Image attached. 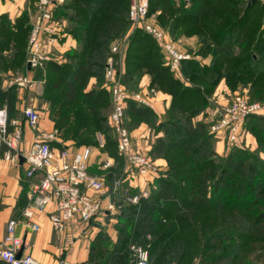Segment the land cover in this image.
I'll list each match as a JSON object with an SVG mask.
<instances>
[{"label": "trees", "instance_id": "16d2710c", "mask_svg": "<svg viewBox=\"0 0 264 264\" xmlns=\"http://www.w3.org/2000/svg\"><path fill=\"white\" fill-rule=\"evenodd\" d=\"M249 1L149 0V19L177 45L192 40L195 46L187 51L193 57L181 63L180 80L154 39L141 30L128 36L123 86L135 93L147 76L148 87L170 96V104L159 117L128 99L124 126L131 134L147 125L154 138L144 153L166 165L149 185L147 198L104 216L116 221L115 237L105 230L97 233L87 264H130L131 244L148 250V264L264 261V115L248 116L242 142L223 156L215 153L208 117L221 82L231 97L240 94L250 102H264V6L261 0L248 6ZM36 2L28 0V8L34 10ZM128 10L129 0H66L54 6V21L68 22L67 33L77 46L60 62L46 64L56 80L47 77L41 96L57 135L73 144L67 148L92 146L93 154L102 157L99 165L113 160L105 180L110 189L113 179L122 176L123 162L108 119L106 126L100 114L111 102L103 76L110 44L127 36ZM30 27L27 11L14 20L0 16V74L25 71ZM204 58L207 65L200 62ZM91 79L102 87L88 89ZM16 93L15 87L1 88L0 76V108L6 106L10 120ZM97 133L103 137L102 147ZM247 136L253 146H246ZM23 195L21 209L28 201Z\"/></svg>", "mask_w": 264, "mask_h": 264}, {"label": "built area", "instance_id": "2783aa9c", "mask_svg": "<svg viewBox=\"0 0 264 264\" xmlns=\"http://www.w3.org/2000/svg\"><path fill=\"white\" fill-rule=\"evenodd\" d=\"M63 3L64 0H37L26 47V66L29 71L13 79V84L18 88L27 91L35 88L38 82L29 72L41 68L51 59V48L62 29V25L54 21L52 8ZM148 11L149 0H129L130 29L124 39L110 44L105 64L104 81L111 95L108 122L116 139L117 152L124 163L123 174L113 179L111 189L105 184V177L114 164L111 159L99 165V169L107 174L99 177L91 173L89 168L94 148L85 146L73 150L53 145V142H57L56 130L37 131L32 145L22 151V128L9 119L6 108H0V160L18 166L22 158L24 178L30 181L28 201L19 217L8 220L0 241V261L4 264H39L30 255L21 253L17 257L19 251L31 246L18 229L38 232L40 226L34 220L39 215L47 214L52 230L61 235L70 222L89 226L98 218L118 213L124 207L137 205L142 198L148 197V187L159 175L160 168L134 145L131 134L124 126L126 101L147 102L139 94L132 95L127 91L116 65L123 61L127 38L135 30H141L154 39L170 71L174 73H178L183 61L192 58L190 53L181 50L165 31L149 19ZM150 93L155 92L151 89ZM22 114L26 124L36 131L40 120L38 111L26 107ZM250 115H264V102H250L247 97L235 94L226 104L210 111V132L221 138L228 147L238 145L245 135V119ZM9 126H12L11 132ZM97 140L102 147L104 140L100 134ZM67 243L71 244V241ZM129 251L132 264H148L146 248L131 244Z\"/></svg>", "mask_w": 264, "mask_h": 264}, {"label": "crops", "instance_id": "0c3cea01", "mask_svg": "<svg viewBox=\"0 0 264 264\" xmlns=\"http://www.w3.org/2000/svg\"><path fill=\"white\" fill-rule=\"evenodd\" d=\"M24 11H27L29 15V23L31 25L35 18V11L31 8H28V0H0V16L7 15L11 20H14L15 18H18ZM56 22L63 26V23L58 21ZM76 46L77 43L72 39L67 31L60 30L55 45L52 47V60H60L65 52L76 48ZM177 46L181 50L187 51V49H193L195 45L192 40H185L179 42ZM194 58L198 59V57ZM200 62L207 65L209 63V59L204 58L201 59ZM25 74H27V72ZM172 74L176 78L183 80L181 66L178 73L172 72ZM0 76L1 88L7 89L8 87H12L10 82L12 80L13 74L11 72H8L7 74H0ZM93 82L95 81L91 80L90 84ZM148 82V77L143 76L138 90L132 95L139 94L144 100H146V105L150 107L159 117H162L170 104V96L162 92H158L153 88L151 89H153L155 93L151 94V89L148 87ZM40 83L42 85V82ZM39 87V90L36 92H25L22 91V89L15 87L17 93L16 100L13 103L14 115L11 118V121H15L22 128V151H26L32 145L37 131L51 132L54 130L53 123L47 118V116H43L41 118L36 131L32 130L25 123L22 116L23 109L26 107L35 106L36 101L39 102V105H42L40 102L42 96V86ZM230 95L231 94L227 90L224 83L221 82L214 92L211 110H213L216 106L226 104L230 100ZM2 108H6V106ZM200 119L201 116L197 118V120ZM131 137L135 146L141 148L143 151L150 150L151 140L154 138V136H152L147 125L141 124L132 130ZM250 139L251 146H253L254 141L252 138ZM56 141L57 142H53L52 144L56 146L73 147L71 142H63L58 135ZM227 148L228 147L226 143L218 136H215V153L219 156H223L227 152ZM154 162L159 166L160 170L165 168L166 163L163 159H156ZM24 170L25 167L23 163H19L18 166H13L3 160H0V241L3 239L5 226L8 220L11 218H17L20 215L24 198L23 194L26 193L28 196L30 181H27L24 178ZM34 221L40 226L38 232L32 233L25 228L18 229L22 237L31 245L29 248L22 250L23 254L32 256L36 261H38L39 264L88 263L90 244L95 237V232L97 229L95 225L90 224L89 226H85L81 223L73 221L68 223L63 234L59 235L52 230L47 218V214L37 216ZM110 236L114 239L115 234H110ZM68 241H71V244H68ZM0 264L4 263L0 261Z\"/></svg>", "mask_w": 264, "mask_h": 264}, {"label": "rangeland", "instance_id": "374dc122", "mask_svg": "<svg viewBox=\"0 0 264 264\" xmlns=\"http://www.w3.org/2000/svg\"><path fill=\"white\" fill-rule=\"evenodd\" d=\"M66 2V0H64V3ZM63 3V4H64ZM261 4L264 6V0H261ZM34 11H35V13H36V8H34ZM53 12H54V10H53ZM153 16V15H152ZM154 17V16H153ZM152 17V18H153ZM126 20V22H127V30H126V32L125 33H128V31H129V29H130V22H129V19H128V16L125 18ZM56 21H58V22H61V23H63V26H62V31H67V28H68V22L65 20V19H56ZM125 33H123V34H121L120 36H122V35H124ZM126 35V34H125ZM119 36V37H120ZM116 41V40H115ZM113 42H114V40H113ZM188 45V44H187ZM26 47H27V45H26ZM26 52V51H25ZM51 52H52V48H51V51H50V58H51ZM52 61H57V62H60V60H52V58L49 60V61H47L45 64H43L42 65V67L41 68H37V69H35L34 71H32V73H33V78L34 79H36V81L38 82L37 84H36V86H35V88H33V89H31V90H28V91H38L39 90V86H42V94H43V89H44V87H43V85H44V81L47 79V77H51L52 78V80L51 81H55L56 80V76L55 75H52V74H48V70H47V66H46V64L47 63H49V62H52ZM116 68L121 72V78H122V74H123V61L120 63V64H118V65H116ZM38 70L41 72L40 73V76H39V78H35V74L38 72ZM28 71H29V69L27 68V66H26V56H25V71L23 72V73H20V72H17V73H14L13 74V76H12V80H11V84H12V87H17L16 85H14L13 84V79L14 78H16V77H18V76H21V75H24L26 72L28 73ZM29 74H31V73H29ZM91 80H93V79H91ZM91 80H90V82H91ZM103 80H104V76H103ZM40 82H42V85H41V83ZM90 82H89V84H88V86H87V88L88 89H91V88H93V87H102V85L100 84V85H96V83L95 82H93V83H91L90 84ZM104 82V84H105V81H103ZM18 88V87H17ZM22 91H27V90H22ZM107 92V91H106ZM109 93V92H108ZM247 93V92H246ZM132 94H135V93H132ZM38 100V99H37ZM111 101V100H110ZM41 103H42V105H39V102L38 101H36V105L35 106H31L32 108H34V109H36L37 111H38V113H39V115H40V120H41V118L43 117V116H47V118L49 119V111H48V106L43 102V100L42 101H40ZM139 104H143V103H139ZM143 105H145V106H147L146 104H143ZM43 106V107H42ZM41 110V111H40ZM110 110H111V102H110V105L108 104V106L104 109V110H101L100 111V114L103 116V117H105L106 118V120H105V125L106 126H108L107 125V119H108V115H109V113H110ZM41 112V113H40ZM43 112V113H42ZM22 116H23V114H22ZM39 120V121H40ZM25 121V120H24ZM26 123V122H25ZM39 124V123H38ZM55 130V129H54ZM99 133H97V135H98ZM247 138H248V142H247V144H246V146H248L249 145V143H250V141H251V139L249 138V136H247ZM242 146V145H241ZM228 147V146H227ZM257 146H256V144H254V149L256 148ZM231 147H228L227 149H230ZM245 148V147H244ZM139 149H141V148H139ZM142 150V149H141ZM227 151H229V150H227ZM144 152H146V153H148L149 152V150L148 151H144ZM227 153V152H226ZM102 156V155H101ZM102 159V157H100L99 155H98V153L96 152L94 155H93V158H92V160H91V162H90V168H89V170H90V172L91 173H93V174H95V175H97V176H99V177H102V175H105V174H107V172L106 171H103V170H100L99 169V163H100V160ZM112 160V159H111ZM113 161V160H112ZM123 162V161H122ZM122 171H124V163H123V170ZM109 174V173H108ZM108 174H107V176L105 177V180H106V178L108 177ZM122 174H123V172H122ZM105 184H106V181H105ZM107 185V184H106ZM108 186V185H107ZM114 215V214H113ZM99 224V226H102L103 228H97L96 229V234L97 233H99L101 230H105V232L106 233H110V234H115V231L113 230L114 228H113V225L116 223V221L115 220H106V218L105 217H102L101 219H97V220H94L92 223H91V225H96V224ZM109 232H108V231ZM92 232V231H91ZM95 234V235H96ZM198 261L199 260H196L193 264H198ZM130 262H131V260H130ZM130 264H132V263H130ZM258 264H264V261L262 262V261H260V262H258Z\"/></svg>", "mask_w": 264, "mask_h": 264}, {"label": "water", "instance_id": "95a60500", "mask_svg": "<svg viewBox=\"0 0 264 264\" xmlns=\"http://www.w3.org/2000/svg\"><path fill=\"white\" fill-rule=\"evenodd\" d=\"M255 1H256V0H250L249 3H248V6L251 5V4H253ZM20 163H23V159H22V158H20ZM21 253H22V250L19 251L17 257H20Z\"/></svg>", "mask_w": 264, "mask_h": 264}]
</instances>
